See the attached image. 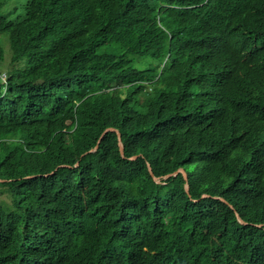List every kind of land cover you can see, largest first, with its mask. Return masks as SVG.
<instances>
[{"label": "trees", "instance_id": "trees-1", "mask_svg": "<svg viewBox=\"0 0 264 264\" xmlns=\"http://www.w3.org/2000/svg\"><path fill=\"white\" fill-rule=\"evenodd\" d=\"M0 36V264H264V0H0Z\"/></svg>", "mask_w": 264, "mask_h": 264}, {"label": "water", "instance_id": "water-1", "mask_svg": "<svg viewBox=\"0 0 264 264\" xmlns=\"http://www.w3.org/2000/svg\"><path fill=\"white\" fill-rule=\"evenodd\" d=\"M107 131H115V132H117L118 137H119V145H120V148H121V152H122V154H123V153H124V149H123V144H122V142H121V134L119 133V131H118L117 129L113 128V127L107 128L105 132H107ZM132 158H133V157H132ZM135 158H136V157H135ZM135 158H134V159H135ZM149 170H150L151 174L154 176L151 167L149 168ZM178 172L183 173L184 176L186 175V174H185V171H184L183 169H182V170H177L174 174H177ZM170 175H171V174H168L166 177H169ZM154 178H155L156 180H159V179H158L157 177H155V176H154ZM238 218L240 219V216H239V215H238ZM240 220H241V219H240Z\"/></svg>", "mask_w": 264, "mask_h": 264}, {"label": "rangeland", "instance_id": "rangeland-1", "mask_svg": "<svg viewBox=\"0 0 264 264\" xmlns=\"http://www.w3.org/2000/svg\"><path fill=\"white\" fill-rule=\"evenodd\" d=\"M20 11H23L24 6H21L20 8H18ZM0 40L6 45V47H8V41L3 37L0 36Z\"/></svg>", "mask_w": 264, "mask_h": 264}, {"label": "bare ground", "instance_id": "bare-ground-1", "mask_svg": "<svg viewBox=\"0 0 264 264\" xmlns=\"http://www.w3.org/2000/svg\"><path fill=\"white\" fill-rule=\"evenodd\" d=\"M179 170H182V169H179ZM185 174H186V172H185ZM237 216H238V214H237ZM240 219H241V218H240ZM240 219H239V220H240ZM240 221H241V220H240Z\"/></svg>", "mask_w": 264, "mask_h": 264}]
</instances>
